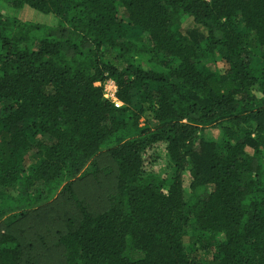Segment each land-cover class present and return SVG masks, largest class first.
<instances>
[{
  "label": "trees",
  "instance_id": "1",
  "mask_svg": "<svg viewBox=\"0 0 264 264\" xmlns=\"http://www.w3.org/2000/svg\"><path fill=\"white\" fill-rule=\"evenodd\" d=\"M4 7L0 264H264V0Z\"/></svg>",
  "mask_w": 264,
  "mask_h": 264
},
{
  "label": "rangeland",
  "instance_id": "2",
  "mask_svg": "<svg viewBox=\"0 0 264 264\" xmlns=\"http://www.w3.org/2000/svg\"><path fill=\"white\" fill-rule=\"evenodd\" d=\"M0 13L2 15L5 16H9V17H15L21 20H26V21H34V22H41L43 24H47V25H52V17L49 16H41L39 14H37L35 11H33L30 8L27 7H22L20 9H14V8H10V7H4L2 9H0ZM221 69V68H220ZM102 88H103V92L105 94L106 97H110L112 96V92L115 88L114 83L108 79L106 80L103 84H102ZM220 129H217L216 127H206L204 130V135L208 138V139H213L218 141L220 139ZM108 183L106 180H104V178L99 182V183H94L93 180H91L90 178H86L80 182H78L77 185V190L79 192L80 195H84L86 196L88 194V196H90L92 193H94V196H100L102 193V190L104 192L105 188L107 187ZM81 192V193H80ZM26 220L22 221L21 223L26 224ZM21 223H12L9 227L6 226L5 229L8 231H12V232H16L17 229H19V224ZM4 226H2L3 228Z\"/></svg>",
  "mask_w": 264,
  "mask_h": 264
},
{
  "label": "built area",
  "instance_id": "3",
  "mask_svg": "<svg viewBox=\"0 0 264 264\" xmlns=\"http://www.w3.org/2000/svg\"><path fill=\"white\" fill-rule=\"evenodd\" d=\"M114 93H115V88H114L113 92L111 93L112 94L111 98L110 97L109 98L112 99L115 106H119L121 103L116 99V97L114 96Z\"/></svg>",
  "mask_w": 264,
  "mask_h": 264
}]
</instances>
